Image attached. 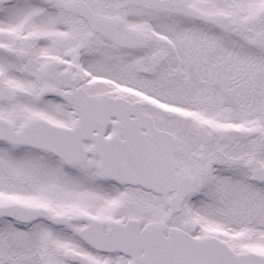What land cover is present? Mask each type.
<instances>
[{"label":"snow or ice","instance_id":"6c2138e0","mask_svg":"<svg viewBox=\"0 0 264 264\" xmlns=\"http://www.w3.org/2000/svg\"><path fill=\"white\" fill-rule=\"evenodd\" d=\"M0 264H264V0H0Z\"/></svg>","mask_w":264,"mask_h":264}]
</instances>
